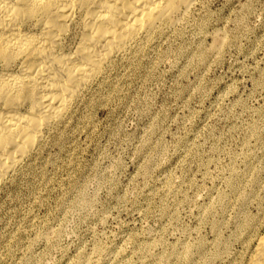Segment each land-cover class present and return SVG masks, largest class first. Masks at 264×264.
I'll return each mask as SVG.
<instances>
[{"label": "rangeland", "instance_id": "obj_1", "mask_svg": "<svg viewBox=\"0 0 264 264\" xmlns=\"http://www.w3.org/2000/svg\"><path fill=\"white\" fill-rule=\"evenodd\" d=\"M148 49L1 187L0 264H235L264 204V0H198Z\"/></svg>", "mask_w": 264, "mask_h": 264}, {"label": "bare ground", "instance_id": "obj_2", "mask_svg": "<svg viewBox=\"0 0 264 264\" xmlns=\"http://www.w3.org/2000/svg\"><path fill=\"white\" fill-rule=\"evenodd\" d=\"M197 1L0 0V189L15 182L116 61L154 48ZM259 207L241 233L235 264H264Z\"/></svg>", "mask_w": 264, "mask_h": 264}]
</instances>
